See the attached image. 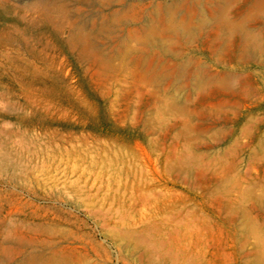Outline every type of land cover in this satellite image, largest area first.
<instances>
[{"label":"rangeland","instance_id":"374dc122","mask_svg":"<svg viewBox=\"0 0 264 264\" xmlns=\"http://www.w3.org/2000/svg\"><path fill=\"white\" fill-rule=\"evenodd\" d=\"M229 193L264 232V0H0V264H255Z\"/></svg>","mask_w":264,"mask_h":264},{"label":"bare ground","instance_id":"6f19581e","mask_svg":"<svg viewBox=\"0 0 264 264\" xmlns=\"http://www.w3.org/2000/svg\"><path fill=\"white\" fill-rule=\"evenodd\" d=\"M237 186L238 185H236L235 187H237ZM238 189L240 190L239 195L241 197L247 196V194H248L247 191H244L240 187ZM234 190H236V189L234 188ZM224 195H226V194H224ZM229 196H230V193L227 194L226 196H222L224 204L226 203L225 207L227 206L226 212H227L228 216H226V217H228L229 220H232V219L235 220V218L240 217L241 221H243L242 226H243L245 232H247L248 235H250V236L246 237L244 243L241 244V250H243V248L247 244H249V243L252 244L254 246V248L256 247V250L251 254V256H253L252 262L255 264H264V232H263V229L261 227H256L253 225L251 220H253L254 218L250 214L251 209L249 210L247 208V206H245L242 202H241L242 203L241 204L239 201H237V203L239 204L237 206V203L232 201L229 198ZM254 203L256 206H262L264 204L263 194L255 196L254 197ZM241 230L243 231V229H241ZM191 243H192V245H187L186 247L183 248L184 249L183 251H184L186 256H188V254H187L188 252L189 253L191 252L189 250H191L192 248H194L196 246L195 241L191 242ZM198 244H200V241H198Z\"/></svg>","mask_w":264,"mask_h":264}]
</instances>
